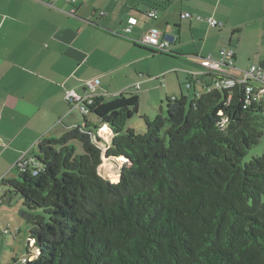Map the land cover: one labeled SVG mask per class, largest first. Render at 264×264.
I'll list each match as a JSON object with an SVG mask.
<instances>
[{"label":"trees","instance_id":"trees-1","mask_svg":"<svg viewBox=\"0 0 264 264\" xmlns=\"http://www.w3.org/2000/svg\"><path fill=\"white\" fill-rule=\"evenodd\" d=\"M247 86L259 91L168 99L143 133L129 127L137 95L97 98L83 127L44 140L5 183L30 227L24 264H264V156L244 162L264 138V98L247 102ZM105 127L107 158L128 161L119 183L99 173Z\"/></svg>","mask_w":264,"mask_h":264},{"label":"crops","instance_id":"crops-1","mask_svg":"<svg viewBox=\"0 0 264 264\" xmlns=\"http://www.w3.org/2000/svg\"><path fill=\"white\" fill-rule=\"evenodd\" d=\"M73 1L0 0V207L16 204L5 183L18 178L20 161L31 162L44 140L84 126V115L65 101L67 90L84 96L85 81L100 78L97 98L137 95L139 112L144 103L152 110L142 117L154 119L168 99L206 93L199 58L218 59L232 48L237 69L264 67V0ZM130 19L137 24L127 33ZM151 29L172 39L170 55L138 44ZM16 215L0 209V229H12ZM8 258L0 253V264H13Z\"/></svg>","mask_w":264,"mask_h":264},{"label":"built area","instance_id":"built-area-1","mask_svg":"<svg viewBox=\"0 0 264 264\" xmlns=\"http://www.w3.org/2000/svg\"><path fill=\"white\" fill-rule=\"evenodd\" d=\"M74 2L73 0H68ZM76 11L72 10L71 15H75ZM104 16L105 13H102ZM193 16L190 13H184L182 19H192ZM200 21L207 22L212 28H221L223 24L216 20L214 17H203L197 16ZM137 24L136 19H130L129 26L126 29L127 33H130L134 26ZM172 39L163 36L160 31L156 29L149 30L142 38L138 41V44L152 50L158 54H171ZM199 63L203 66L205 71V77L209 80L206 93H210L215 90H230L238 85H246L249 82L258 84L259 91L255 93V89L252 86H247V102L254 99L264 98V67L259 65H252L246 69L239 70L236 68V52L232 48H223L219 52V58L214 59L211 55L205 58H199ZM85 92L84 96L79 95L74 90H67L65 92V101L71 107L72 110L78 109L83 115L90 114V106L93 105L97 99L96 91L101 86L100 78L90 79L85 81ZM192 84H189L191 87ZM139 88V86H137ZM255 94V95H254ZM200 96V95H196ZM108 129L103 128L101 131ZM109 130V129H108ZM100 131V132H101ZM110 131V130H109ZM103 140L104 149H108L112 142L113 135L110 131L109 138L106 139L100 136ZM1 143V140H0ZM102 148V147H101ZM104 151V150H103ZM105 153V152H104ZM28 166L27 162L20 161L18 168L21 171ZM1 189H0V206L2 205L1 200ZM18 232V231H17ZM11 234V229L2 228L0 229V237ZM23 263H26V258L22 259Z\"/></svg>","mask_w":264,"mask_h":264},{"label":"rangeland","instance_id":"rangeland-1","mask_svg":"<svg viewBox=\"0 0 264 264\" xmlns=\"http://www.w3.org/2000/svg\"><path fill=\"white\" fill-rule=\"evenodd\" d=\"M167 55V54H163ZM170 55V54H168ZM147 103H144L142 107L141 113L139 112L138 115H135V117L130 121L129 127H132L134 130H136L138 133H143V124L144 120L142 119V114H152V110L150 107H146ZM157 111H155V114H157ZM165 115L167 114V108L164 110ZM160 112V111H159ZM91 121H96V118L92 115L89 116ZM153 118V117H151ZM102 136H104L102 134ZM105 137V136H104ZM105 138H109V133L106 134ZM103 151V164L99 168V173L101 176H103L105 179H109L112 183H119L121 179V170H122V159H108L107 158V150L104 149L103 144H99ZM77 154H81L82 150L80 146L77 145ZM105 152V153H104ZM264 156V138L261 141V143L257 146H255L253 149H251L247 155V157L244 159V162L247 163L249 162L252 158L255 157H262ZM105 174L107 177H105ZM118 177V182H115L111 179H116ZM16 199V198H14ZM14 206H10L9 203H6L3 207H0V209H8L9 211H16L17 215L14 217L15 223H13L14 227H12L13 232H17L19 230L20 234L16 237V235H11L8 234L7 236H4L0 238V253H6L10 258H8L9 263H12V261L15 259L19 260V264H24L22 263V258L27 257L26 253V247L29 239V233H30V227L27 225L21 218V204L19 201L16 199L15 200Z\"/></svg>","mask_w":264,"mask_h":264},{"label":"water","instance_id":"water-1","mask_svg":"<svg viewBox=\"0 0 264 264\" xmlns=\"http://www.w3.org/2000/svg\"><path fill=\"white\" fill-rule=\"evenodd\" d=\"M97 142H98V140H97ZM99 144H101V142H98ZM124 161H122V162H128L127 161V159H125V158H122ZM108 179V178H107ZM109 180V179H108Z\"/></svg>","mask_w":264,"mask_h":264},{"label":"bare ground","instance_id":"bare-ground-1","mask_svg":"<svg viewBox=\"0 0 264 264\" xmlns=\"http://www.w3.org/2000/svg\"><path fill=\"white\" fill-rule=\"evenodd\" d=\"M106 131H108L107 133H109L110 134V131L108 130V129H105ZM106 133V134H107ZM106 134L104 133L103 135L106 137Z\"/></svg>","mask_w":264,"mask_h":264}]
</instances>
